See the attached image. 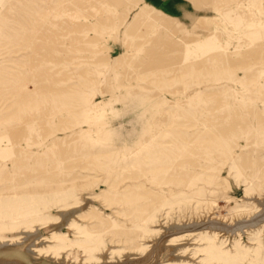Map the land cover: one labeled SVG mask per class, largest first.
Returning <instances> with one entry per match:
<instances>
[{
	"label": "rangeland",
	"instance_id": "1",
	"mask_svg": "<svg viewBox=\"0 0 264 264\" xmlns=\"http://www.w3.org/2000/svg\"><path fill=\"white\" fill-rule=\"evenodd\" d=\"M0 264H264V0H0Z\"/></svg>",
	"mask_w": 264,
	"mask_h": 264
},
{
	"label": "bare ground",
	"instance_id": "2",
	"mask_svg": "<svg viewBox=\"0 0 264 264\" xmlns=\"http://www.w3.org/2000/svg\"><path fill=\"white\" fill-rule=\"evenodd\" d=\"M65 239V238H64ZM67 240V239H66ZM68 241V240H67Z\"/></svg>",
	"mask_w": 264,
	"mask_h": 264
},
{
	"label": "crops",
	"instance_id": "3",
	"mask_svg": "<svg viewBox=\"0 0 264 264\" xmlns=\"http://www.w3.org/2000/svg\"><path fill=\"white\" fill-rule=\"evenodd\" d=\"M168 8V7H167ZM170 9V8H169Z\"/></svg>",
	"mask_w": 264,
	"mask_h": 264
}]
</instances>
